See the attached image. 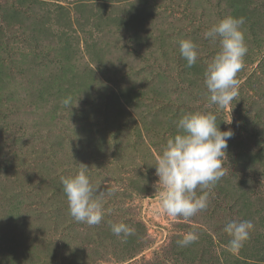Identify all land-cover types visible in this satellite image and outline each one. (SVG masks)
<instances>
[{
    "label": "rangeland",
    "instance_id": "1",
    "mask_svg": "<svg viewBox=\"0 0 264 264\" xmlns=\"http://www.w3.org/2000/svg\"><path fill=\"white\" fill-rule=\"evenodd\" d=\"M227 15L245 18L248 48L230 114L204 84L219 52L204 33ZM190 112L234 134L208 207L173 221L150 165ZM81 163L105 194L99 225L69 214L61 179ZM233 219L254 224L237 254ZM118 222L136 230L126 243ZM0 264H264V0H0Z\"/></svg>",
    "mask_w": 264,
    "mask_h": 264
},
{
    "label": "clouds",
    "instance_id": "2",
    "mask_svg": "<svg viewBox=\"0 0 264 264\" xmlns=\"http://www.w3.org/2000/svg\"><path fill=\"white\" fill-rule=\"evenodd\" d=\"M245 22L244 17L227 15L204 33L205 39L219 42V52L208 62L204 73L208 106L226 109L229 114L232 102L239 94L240 80L237 79V73L244 67V57L248 51L243 30ZM179 51L188 67L196 64L198 45L192 39L179 41ZM63 103L70 109L73 106L71 97L64 99ZM225 123L230 124L231 117ZM176 128L177 133L166 141L155 164L150 165L155 167L160 188L157 210L173 221L181 218L189 220L208 207L211 188L226 175L224 161L227 142L234 134L230 128L220 129L213 112L186 113L177 120ZM81 164L83 167L75 175L61 179L69 214L77 222L89 226L99 225L105 215V194L101 192L99 182L91 181L88 167ZM112 194L111 191L107 193L108 196ZM110 228L124 243L136 231L124 222L110 223ZM253 229L251 220L227 221L223 231L231 237L228 250L237 254L250 238ZM198 239L199 236L193 230L183 233L177 243L186 247Z\"/></svg>",
    "mask_w": 264,
    "mask_h": 264
}]
</instances>
